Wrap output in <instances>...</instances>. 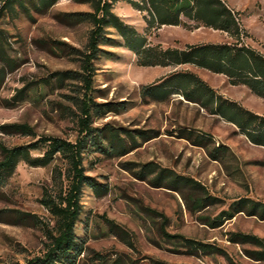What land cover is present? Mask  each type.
I'll return each instance as SVG.
<instances>
[{
  "label": "rangeland",
  "instance_id": "1",
  "mask_svg": "<svg viewBox=\"0 0 264 264\" xmlns=\"http://www.w3.org/2000/svg\"><path fill=\"white\" fill-rule=\"evenodd\" d=\"M113 0V11L151 46L183 48L188 44L237 42L226 32L201 25L154 26L149 13L136 3ZM241 12L246 32L241 38L264 54V0H225ZM92 10L81 0H57L43 6L26 0L0 12V146L27 144L40 136L71 141L79 137L83 84L60 80L57 72L81 69L92 23L76 14ZM194 24V23H193ZM107 40L95 60L92 126L100 144L84 153L86 173L103 183L98 194L84 186L76 236L83 246L77 264H264L254 241H232V234L255 235L264 242V219L247 212L218 216L242 197L264 202V146L253 143L240 128L212 111L211 106L167 93L159 84L175 72H192L217 94L243 108L264 115V98L246 85H232L227 76L191 63L170 66L138 65V54L126 46L116 28H106ZM153 86V87H152ZM205 100V97H203ZM13 124H27L35 136L14 132ZM103 146L105 149H103ZM219 147V148H218ZM218 148V150H216ZM43 148L33 150L41 155ZM3 153L0 147V160ZM158 171L142 177V164ZM56 160L32 166L21 159L0 186V264H26L44 254L48 239L42 223L54 218L40 203L43 190L53 185ZM196 180L153 183L159 170ZM215 199L202 206L197 199ZM209 204V205H207ZM219 221L221 225L213 227ZM181 234L210 243L216 251H191L162 234Z\"/></svg>",
  "mask_w": 264,
  "mask_h": 264
},
{
  "label": "trees",
  "instance_id": "2",
  "mask_svg": "<svg viewBox=\"0 0 264 264\" xmlns=\"http://www.w3.org/2000/svg\"><path fill=\"white\" fill-rule=\"evenodd\" d=\"M26 0H0V12L15 4L23 5ZM43 6H52L57 0H39ZM92 5V10L76 14L82 20L92 23L86 47L81 54L82 71L67 70L57 72L60 80L65 78L79 79L83 84V98L79 119L80 132L75 141L58 136H40L27 144L7 147L1 145L3 158L0 160V186L6 183L13 174L21 159L32 166H47L56 160L53 169V185L43 190L40 203L54 218V225L49 227L42 223L48 239L46 251L41 256L29 259L26 264H77L83 252V246L77 240L76 224L83 209L81 197L84 186H90L98 194L106 191L103 183L86 173L84 153L90 143L100 144L99 128L92 126V109L96 105L93 99V83L96 74L95 60L102 51L101 45L111 40L106 28L112 26L124 38L126 46L138 54V65L170 66L186 63L208 69L214 73L224 74L232 85H246L256 95L264 98V54L243 44L241 38L246 32L241 21V12L230 7L224 0H143L136 3L140 10L149 13L148 22L154 26L182 25L187 28H197L201 25L227 32L237 42L188 44L183 48L160 45L151 46L145 36L123 22L113 11V0H81ZM194 23V24H193ZM0 69V82L4 77ZM162 86L167 93H181L188 100L201 102L206 107L211 106L215 114L236 124L240 130L255 144L264 146V115L243 108L236 101L229 100L209 86L201 77L192 72H175L154 87ZM152 86V87H153ZM205 97V100L204 98ZM14 132L35 136L27 124H13ZM105 149L103 146H101ZM43 148L41 155L34 156L32 151ZM219 148V147H218ZM216 148V150H218ZM140 175L158 171L153 162L142 164ZM163 178H169L168 185L174 187L181 182L190 183L194 187L201 184L196 180L177 175L166 168L159 170L153 183L162 184ZM214 200L207 194L197 199V204L204 207L206 202ZM209 205V204H207ZM231 210H223L220 217L235 213L247 212L264 219V202L249 197H242L231 203ZM213 227L221 225L219 221L212 223ZM162 234L174 243L184 241L191 251H216L210 243L201 242L181 234H170L164 227ZM232 241L248 240L262 245V249L254 252L258 259H264V242L255 235L232 234ZM154 264H169L155 261Z\"/></svg>",
  "mask_w": 264,
  "mask_h": 264
},
{
  "label": "crops",
  "instance_id": "3",
  "mask_svg": "<svg viewBox=\"0 0 264 264\" xmlns=\"http://www.w3.org/2000/svg\"><path fill=\"white\" fill-rule=\"evenodd\" d=\"M225 1V0H224ZM226 2V1H225ZM227 3V2H226ZM228 4V3H227ZM239 11V10H238ZM215 30H217V29H215ZM220 31H222V30H220ZM223 32H225V31H223ZM227 33V32H226ZM212 43H223V42H212ZM203 69H205V68H203ZM206 70H208V69H206ZM210 71V70H209ZM217 74H219V73H217ZM222 75H224V74H222ZM226 76V75H225Z\"/></svg>",
  "mask_w": 264,
  "mask_h": 264
}]
</instances>
